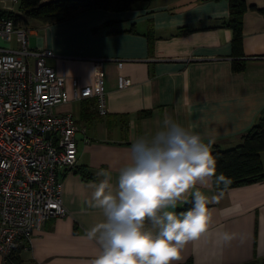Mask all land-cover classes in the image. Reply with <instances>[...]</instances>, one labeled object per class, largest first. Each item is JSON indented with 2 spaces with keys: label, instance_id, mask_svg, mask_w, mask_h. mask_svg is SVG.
Here are the masks:
<instances>
[{
  "label": "crops",
  "instance_id": "crops-1",
  "mask_svg": "<svg viewBox=\"0 0 264 264\" xmlns=\"http://www.w3.org/2000/svg\"><path fill=\"white\" fill-rule=\"evenodd\" d=\"M244 1L249 7L241 27V71L231 69L227 0H137L126 9H79L65 20L25 24L27 36L35 37L29 48H50L45 62L58 73L89 84L100 60L106 112H97L94 96L52 107L71 112L85 128L77 133L75 164L59 171L66 213L34 230L28 248L19 252L22 264H91L101 249L87 232L105 219L90 206L103 179L97 173H109L108 190L115 194L132 141L153 134L166 117L198 133L210 151L241 141L264 108V15L257 9L264 0ZM6 4L0 2V10ZM93 27L99 29L93 33ZM0 47L17 49L15 35L0 36ZM260 158L264 168V150ZM197 190L209 199L210 228L185 247L176 264H264V179L219 188L212 178L190 189L175 211L187 210L178 207Z\"/></svg>",
  "mask_w": 264,
  "mask_h": 264
},
{
  "label": "built area",
  "instance_id": "built-area-1",
  "mask_svg": "<svg viewBox=\"0 0 264 264\" xmlns=\"http://www.w3.org/2000/svg\"><path fill=\"white\" fill-rule=\"evenodd\" d=\"M9 1L8 10L18 0ZM11 33L18 48L0 47L1 264L10 263L14 249L28 248L34 230L46 218L66 213L59 171L75 164L77 133L85 127L71 112L57 113L52 107L94 96L98 113L106 112L100 60L94 61L92 83L82 84L78 77L46 64L52 50L29 48L28 29L0 14V36ZM121 83L127 85L129 79Z\"/></svg>",
  "mask_w": 264,
  "mask_h": 264
},
{
  "label": "clouds",
  "instance_id": "clouds-1",
  "mask_svg": "<svg viewBox=\"0 0 264 264\" xmlns=\"http://www.w3.org/2000/svg\"><path fill=\"white\" fill-rule=\"evenodd\" d=\"M128 158L115 194L108 190L109 173H97L103 179L90 206L101 209L105 219L87 232L101 249L91 264H176L185 247L209 231L211 220L209 199L201 191L192 193L185 211H175L178 202L213 177L224 188L231 181L216 175V161L201 136L171 117L150 136L135 138Z\"/></svg>",
  "mask_w": 264,
  "mask_h": 264
},
{
  "label": "trees",
  "instance_id": "trees-1",
  "mask_svg": "<svg viewBox=\"0 0 264 264\" xmlns=\"http://www.w3.org/2000/svg\"><path fill=\"white\" fill-rule=\"evenodd\" d=\"M135 1L137 0H18L17 11L0 10V14L10 16L15 25L25 26L28 22L27 17L44 23H53L72 17L79 9L97 7L126 9ZM227 2L229 12L225 24L232 28L233 33L231 54L234 56L231 60V69L241 71L246 63L242 50L241 27L244 12L249 6L244 0H227ZM251 7L254 8V6ZM257 9L264 15V7ZM98 29L99 27H93L91 31L94 33ZM149 44L151 46V41ZM240 137L241 141L231 147L220 148L215 146L210 151L216 161V175L229 178L231 183L228 187L264 179V168L260 158V153L264 150V108L257 116L256 121L242 132ZM78 171L82 177H87L86 171L82 167H79ZM213 179L217 187L224 188L222 184H217L215 177ZM190 201L178 208H190ZM21 249L18 247L11 252L9 264H22L19 255ZM243 264L255 263L247 261Z\"/></svg>",
  "mask_w": 264,
  "mask_h": 264
},
{
  "label": "rangeland",
  "instance_id": "rangeland-1",
  "mask_svg": "<svg viewBox=\"0 0 264 264\" xmlns=\"http://www.w3.org/2000/svg\"><path fill=\"white\" fill-rule=\"evenodd\" d=\"M7 1V3L8 4H10L11 5V2L9 1V0H6ZM12 9L14 10V11H17L18 10V1L17 2H15V3H13L12 4ZM11 8L9 9V10H11V11H13ZM26 20L27 21H29V20H32V21H35V20H37V19H34V18H26ZM38 21V20H37ZM20 25V24H19ZM22 26H24V25H22ZM28 38H29V44H28V47H35V45H34V43H35V41H34V39H35V37H33L31 34L28 36ZM30 64H32V58H30ZM70 100V99H69ZM68 102V101H67Z\"/></svg>",
  "mask_w": 264,
  "mask_h": 264
}]
</instances>
